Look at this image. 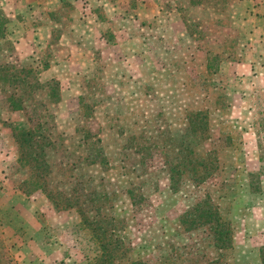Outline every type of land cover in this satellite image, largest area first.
Wrapping results in <instances>:
<instances>
[{"label":"rangeland","instance_id":"obj_1","mask_svg":"<svg viewBox=\"0 0 264 264\" xmlns=\"http://www.w3.org/2000/svg\"><path fill=\"white\" fill-rule=\"evenodd\" d=\"M115 2L1 1L0 264H264V0Z\"/></svg>","mask_w":264,"mask_h":264},{"label":"crops","instance_id":"obj_2","mask_svg":"<svg viewBox=\"0 0 264 264\" xmlns=\"http://www.w3.org/2000/svg\"><path fill=\"white\" fill-rule=\"evenodd\" d=\"M1 1L5 2L4 6L7 7L11 6L12 9L17 8L18 4L24 3L26 4V7L21 6V8L25 10H29L30 7H37V8L42 7L47 11H51L50 9L51 5L55 4L54 1L56 0H0V6L2 5ZM58 1L59 3H61L60 1H62L63 3L61 4H63L66 8L69 9H73L72 5H75L77 8H80L81 11H84V15L87 16L86 19H89L91 21H94L95 18L96 20L99 19L100 15L101 16L110 15L114 19H115V15H118V18L121 19L122 14L117 12L121 10L117 9V6L119 5L115 2V0H58ZM27 5H29V7ZM255 6L256 8H260V7L261 8L257 9V12L255 10L254 12H252L253 9H250L251 12L253 13L251 14L252 17L249 21V23L251 24L249 25V29L250 31H252V39L248 46L249 49L247 50L245 61L241 63V66L244 68L245 73H249V77L253 79L254 82L259 81L262 85H264V2H262L261 4L259 3L258 5L256 4ZM25 10L23 11L25 12ZM255 13H258L257 14L258 17L256 16ZM7 14L8 17H10L9 23L7 24L8 27L9 24H11L12 19L15 18V14H12L11 12H8ZM15 22L11 24L10 29L15 28L14 26H16L17 24ZM10 35L11 34L7 36ZM242 72L243 71H241V73ZM256 87L255 88L253 87V89L254 90L258 89Z\"/></svg>","mask_w":264,"mask_h":264},{"label":"trees","instance_id":"obj_3","mask_svg":"<svg viewBox=\"0 0 264 264\" xmlns=\"http://www.w3.org/2000/svg\"><path fill=\"white\" fill-rule=\"evenodd\" d=\"M199 218V217H198ZM197 218V219H198ZM197 219L196 220H194V223L197 221ZM215 239H217V240H219V241H223V243L221 244L222 246H224L226 243H224V242H226L227 241V239L229 240V238H228V236H227V234H226V231L224 230V233H223V235L221 236V237H214Z\"/></svg>","mask_w":264,"mask_h":264}]
</instances>
